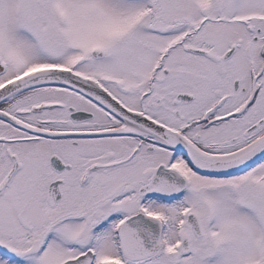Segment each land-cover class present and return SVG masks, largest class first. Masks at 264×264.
Listing matches in <instances>:
<instances>
[{"label": "snow or ice", "instance_id": "snow-or-ice-1", "mask_svg": "<svg viewBox=\"0 0 264 264\" xmlns=\"http://www.w3.org/2000/svg\"><path fill=\"white\" fill-rule=\"evenodd\" d=\"M0 264H264V0H0Z\"/></svg>", "mask_w": 264, "mask_h": 264}]
</instances>
